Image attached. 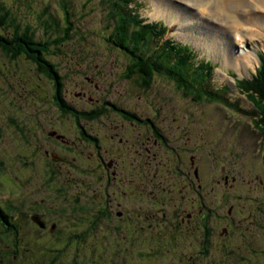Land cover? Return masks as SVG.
I'll return each instance as SVG.
<instances>
[{
    "label": "rangeland",
    "instance_id": "obj_1",
    "mask_svg": "<svg viewBox=\"0 0 264 264\" xmlns=\"http://www.w3.org/2000/svg\"><path fill=\"white\" fill-rule=\"evenodd\" d=\"M62 1L0 0V9L3 7L11 13L10 27L0 28V31L14 33L12 25L19 24L23 30L29 27L32 33H35L37 41L45 43L48 40H55L60 43L65 36L62 29L66 30L69 27L65 26ZM200 1L133 0L129 8L144 24L160 23L167 27L164 41L169 40L188 46L196 56V63L202 61L213 63L215 69L211 78V88L219 90L231 105L225 102L194 101L186 97L175 82L165 74H157L152 84L146 85L143 79L140 82L138 77L133 76L129 79L127 75L121 73L122 68H127L133 63V58L110 41V36L117 25L109 15L111 0H66L72 21L70 39L52 48L46 58L55 65L56 72L63 75V84L59 90L62 89L66 104L79 109L82 115L87 117L90 109L98 107L101 102L95 104L94 101L83 100L82 96L79 97L81 93L86 92L88 97L93 99L100 95L106 96V100H102L106 102L104 104L108 113L103 117V123H95L96 129L100 127L103 131H108L114 125L122 128V123H131L123 117L122 110L136 113L140 122L154 119L156 110L162 113L165 117L163 124L168 130L174 131L176 137L181 134L180 137L184 138L181 142L173 140L175 147L180 144L182 147L187 146L182 152L188 163L191 155L197 157L201 170L200 177L205 175L203 179H205L207 209L225 216L228 208L235 206L230 214V221H233V224L229 225V221L223 225H227L231 230L232 236L227 240L217 238L216 233H220L223 226L216 222L218 229H214V219L218 217L212 216V211L211 214L209 213L208 224L213 230L215 240L212 241L215 245L212 246L213 250H207L206 254L197 259L198 264L230 262L231 264H264V143L253 124L257 121V117L252 115L255 111L254 107L235 87L233 75L239 78L242 76L231 63L232 61L234 63L233 58H246L242 62L245 74L248 65L251 69L250 73H254L260 61L259 57L264 55V33H261L260 37L253 36L251 41L246 40L243 43L247 48L244 54L250 55H242L239 45L233 44L235 38L234 40L231 38L232 28L237 25L233 23L234 21L243 25L252 21L256 26L262 25L261 30L264 31V22L257 21V15L255 20H251V15H255L253 13L256 12L264 18V11L259 10L260 7L255 1L246 0V5L239 8L244 12L248 7L251 11L235 16L236 6L227 9L222 6L225 5L223 1L216 6L206 4L205 0ZM199 5H206L208 8ZM204 9H207V13H203ZM166 12L169 14L175 12L171 22L168 21L169 15H165ZM221 13L223 16L219 17ZM1 14L4 12L1 11ZM131 28L133 29L134 26ZM245 28H250L246 34L251 35L252 28L249 26ZM259 29H255V34H258ZM233 48L236 53L230 51ZM255 50L258 52L257 55L254 53ZM256 57L259 60H255ZM228 59L232 65L226 63L229 62ZM29 60L28 57L22 56L18 59H10L0 52V200L11 203L10 196L21 199L19 196L23 193L25 209L28 200L26 192L36 191L39 183L48 179L34 163L24 162V156H29L25 153L29 145L23 142L26 135L19 133L14 122L20 119L29 121L40 118L45 125L48 124L49 129L47 131L45 128L44 133L41 132L43 141H46L45 137L53 130L55 133L62 132V126L65 128V133L74 136L72 141L74 139L86 141L77 134L83 129V125L89 132L88 120L84 119L80 123L77 117L65 114L56 106L52 98L56 88L55 80L53 85L52 81L50 82L43 73H40L37 66ZM242 66L240 69L243 71ZM251 76L250 74L249 78ZM92 79L98 84L97 87L92 86ZM12 119L14 122L11 121ZM72 124L74 127L69 130ZM158 125L162 127L160 121ZM141 126L143 128L148 126L143 132H146L143 138L146 142L147 135L152 138L153 130L150 123ZM60 142L58 141L59 144ZM42 145L44 149H49L51 153L58 155L64 151L60 146V150L56 151L54 141ZM81 145L85 144L79 142L78 146ZM147 146L152 153L166 155L167 150L164 152L160 147ZM142 152L144 162L148 154L145 148ZM72 157L73 154L68 155L70 160L61 163L69 169H74V166L83 167L77 160L72 165ZM160 158L164 160V157L160 156ZM174 166L173 163L169 170L173 171ZM157 167H159L157 163L152 162L151 169L156 170ZM183 171L186 170L183 168ZM226 173L230 176L228 186L224 184ZM212 175H214L213 181ZM175 177L183 182L186 178L181 175ZM233 178L236 182H232ZM25 183L27 185H24ZM13 191L17 197L12 196ZM174 193L178 208L181 205L188 208V202L182 198L185 193L181 194L177 188ZM222 200H226V209L221 208L222 211L219 209L216 212L214 207L216 205L220 207ZM140 205L144 204L140 203ZM178 208H172L170 214L172 219L177 218ZM128 209L134 214L139 212L134 206ZM83 217L88 220H82ZM64 219L72 220L76 231L89 228L87 225L90 221L89 214L74 218L64 216L63 220L54 217L50 225L54 227V223H57L60 227V229L56 228L55 236L50 235L48 231L39 230L45 228L43 222H40L41 227L37 228L27 217L20 224L19 222L14 224L17 231L20 227V233L18 236L10 237L9 241L2 236L3 228L0 227V256L7 258L5 255L8 254L14 259L10 264H135L136 261L143 264H196L195 258L199 252L198 240L204 239V232L195 231L197 230L195 220L189 224L187 218L185 226L170 229V237L162 232L160 234L159 230L157 233H145L146 230L153 229L145 225H143L146 227L145 230L138 232L136 236L129 238L126 234L124 242L131 247L127 253L122 252V254L112 248L88 249L93 238H89L84 243L86 248L80 251H62L57 247L61 246L59 242L65 235L61 225ZM107 229L115 234L112 226H107ZM15 241L16 244L28 246L20 245L21 247H17L20 250L14 249L18 253H14L11 247ZM132 241L135 242L136 247ZM4 242H8V245L12 244L8 246ZM234 252L239 256H233ZM180 255H186V258ZM189 256L193 257V263ZM122 260L124 263H121Z\"/></svg>",
    "mask_w": 264,
    "mask_h": 264
},
{
    "label": "flooded vegetation",
    "instance_id": "obj_2",
    "mask_svg": "<svg viewBox=\"0 0 264 264\" xmlns=\"http://www.w3.org/2000/svg\"><path fill=\"white\" fill-rule=\"evenodd\" d=\"M57 73L58 75L55 77L56 88L54 87L55 91L52 95L54 103L65 114H70L74 118L77 117L78 122L81 123L84 119L88 120L89 132L84 129L83 125V129L79 130L77 134L86 141L76 139L72 141L74 136L71 137L65 133V128L62 126L61 134L58 131L55 133L53 130L45 137L46 141H43L41 132L44 133L45 128L47 131L49 129L48 124L45 125L40 118L38 120L24 121V119H20V121H16L17 125L15 126L19 133L26 135L23 142L29 145L25 149V153L30 157L24 156V162L34 163L48 179L39 183L36 191L26 192L28 197L26 209L23 193L19 196L21 199H12L11 204L17 209L16 219L24 214L26 217L23 219L28 217L31 223L33 219H36L45 224V228L40 229L33 223L39 230L48 231L50 235H55L52 228L48 229L54 217L63 220L64 216L74 218L90 214L88 229L76 228L78 229L76 231L72 220L65 221L64 219L61 224L65 235L59 242L61 246L57 248L62 251H80L86 248L84 243L89 238L94 240L90 241L92 243L89 244L88 249H117L123 245L126 234L131 238L138 235V232L145 230L146 227L143 225L153 227L151 230H146L145 233H157L159 230L160 234L162 232L170 237V229L185 226L188 218L189 224L195 220L197 225L195 231L204 232V239L198 240L200 254L204 255L207 250H213L212 246L215 244L212 240L215 238L213 230L210 228L211 225L208 224L209 213L211 214L212 210H208L205 205V179H203L205 175L200 177L201 170H199L200 166L195 155L189 157L188 163L185 154L182 152L187 146L182 147L180 144L177 148L175 147L173 140L181 142L184 139L180 137L181 134L176 137L174 131L168 130V127L163 124L165 117L158 110L155 111L154 119L149 117L153 121L147 119L146 122H140L136 113L122 110L123 117L130 120L131 123H122V128L114 125L108 131H103L100 127L96 129L95 123H103L102 119L108 113L104 104L106 102L102 100H106V96L100 95L93 99L88 97L86 92L79 95V97L82 96L83 100L94 101L95 104L101 102L98 107H92L90 114L86 117L81 114L79 109L66 104L62 89L59 90L63 84V75L59 74L58 71ZM121 73L127 75L129 79L135 76L139 78L140 82L142 81L141 74H134L130 68H122ZM46 78L50 82L52 81L51 83L54 85L53 80ZM92 83L93 87L98 86L94 79H92ZM159 121L162 127L158 125ZM149 123L153 130V139L147 135V140L144 142L143 138L146 132H143L148 129V126L145 129L141 124L149 125ZM73 127L72 124L69 130H72ZM50 141L55 142L56 151H59L60 147L64 151L58 155L51 153L49 149H44L42 144ZM58 141H61V144ZM79 142L85 145L78 146ZM147 145L160 147L164 152L167 150L166 155L152 153ZM143 148L148 154L144 162L142 161ZM70 154H73L72 165L77 160L83 167L74 166V169H69L64 166V163L61 162L70 160L68 158ZM160 156L164 157V160ZM152 162L159 166L156 170L151 169ZM173 163L175 168L173 167V171H171L169 168ZM183 168L186 170L185 172ZM176 175L186 177L184 182L175 177ZM232 182H236L235 178L232 179ZM224 184L226 186L230 184V176L227 173L224 177ZM175 188L181 194L185 193L182 198L188 202V208L184 205L178 208V204L175 202ZM12 196L17 197L14 191ZM222 201L220 207L216 205L218 209L214 207L216 212L221 208L226 209V200ZM140 203L144 205L141 206ZM132 206L138 208L137 214L128 209ZM172 208H178L176 219L170 217ZM234 209L235 206L233 205L228 208L226 218L222 213L212 211V216L218 217L214 219V229H218L216 222L222 226L224 223H228L230 214ZM54 224L60 229L57 223ZM232 224L233 221H230L229 225ZM107 226H112L115 234L107 229ZM216 236L221 240L230 239L231 230L227 225L223 226L222 231L216 233ZM16 245L18 247H21L20 245L28 246L27 244ZM232 255L239 256L235 252ZM181 257L185 259L186 255ZM189 257L192 262L193 257Z\"/></svg>",
    "mask_w": 264,
    "mask_h": 264
},
{
    "label": "trees",
    "instance_id": "obj_3",
    "mask_svg": "<svg viewBox=\"0 0 264 264\" xmlns=\"http://www.w3.org/2000/svg\"><path fill=\"white\" fill-rule=\"evenodd\" d=\"M132 4L133 0H111V4H109L110 18H113L117 24L110 36V41L132 56L133 63H130L127 68L132 69L134 74H141L143 83L146 85L152 84L156 74H165L167 78L175 82L186 97H190L194 101L225 102V104L231 105L219 93V90L211 88V78L215 69L213 63L205 61L196 63V56L188 46L173 43L169 40L164 41L167 27L160 23L144 24L141 20H138V16L134 14V11L130 10L129 7ZM62 7L64 9L65 26L69 27L66 30L62 29L65 36L60 40V43L55 40H48L45 43L37 41L35 40V33H32L29 27L23 30L19 24H13L14 33L8 34L0 31V52H3L10 59H18L21 56L28 57L29 61L37 66L40 73L51 80H55V77H57L55 65L46 58V55L51 53L52 48L58 47L70 39L69 32L72 27L71 12L67 7L66 0L62 1ZM1 11L4 14H1ZM10 16L11 13L5 8L0 9V28L10 27ZM132 26H134L133 29ZM260 59L261 65L255 76L242 80L237 79L236 76L234 78L237 90L244 94L255 109L252 115L257 117V121H254L253 124L258 129L264 143V55H261ZM222 93H224L223 90ZM14 125H17V123H14ZM16 212L14 208L10 209V206L0 203L2 236L10 238L18 236L20 233V227L17 225L19 230L16 231V225L14 224L18 222L20 224L25 216L20 215L16 219ZM82 220L88 219L83 217ZM16 241L11 247L14 253L17 252L14 250V246H17ZM132 242L136 247L135 242ZM4 243L8 245V242ZM130 248V245L124 242L117 250L121 253H127ZM0 257L3 258L4 256ZM123 261L121 263H124ZM135 264L143 263L136 261ZM228 264H231V262Z\"/></svg>",
    "mask_w": 264,
    "mask_h": 264
},
{
    "label": "bare ground",
    "instance_id": "obj_4",
    "mask_svg": "<svg viewBox=\"0 0 264 264\" xmlns=\"http://www.w3.org/2000/svg\"><path fill=\"white\" fill-rule=\"evenodd\" d=\"M192 1V0H191ZM201 1H204V0H201ZM200 1V2H201ZM210 1H212V0H205V2H206V4H214L215 6L216 5H220V2L221 1H223L224 2V4L225 5H223L222 4V6H225L227 9L228 8H230L231 6H236L237 8H235L236 9V14H235V16H237L238 14H244V13H246V12H248V11H251L248 7H246L247 9H246V11H242V9H240L239 7H241V6H244V5H246V0H214V2H210ZM217 1V2H216ZM251 1H255L256 2V4L260 7L259 8V10H263L264 11V0H251ZM251 5V4H250ZM199 6H201V7H203V8H208V7H206V5L205 6H203V5H199ZM239 8V9H238ZM255 8V7H254ZM204 11H207V9H204ZM202 12V11H201ZM221 12H222V9H221ZM172 14H169V12L167 13H165V15L166 14H168L169 15V18H167L168 19V21H170L171 22V20H172V18H173V14H175V12H171ZM253 14H255V15H251V20L252 19H254L255 20V16H256V20L257 21H261V22H264V18H262V16H259L258 15V12H256V13H253ZM164 15V16H165ZM167 15V16H168ZM200 15H202V14H200ZM248 15V14H247ZM154 17H156V15H153ZM203 16V15H202ZM223 15H222V13L220 14V16L219 17H222ZM242 19H245V18H243L242 17ZM249 20V19H248ZM196 23H197V21H196ZM233 23H237V25L235 24V28H232L233 29V36L231 37L233 40H234V36H235V34H236V32L238 31V30H241L240 29V26H244V27H246V26H249V27H251L252 28V30H251V35H247L246 34V32H249L250 31V28H248V29H246L245 28V31H243L242 32V30H241V37H240V42L238 43V42H236L235 40L233 41V44L235 43V45H239V50H240V52H241V54L242 55H247L248 53H245L244 54V52L247 50V48L243 45V43L246 41V40H248L249 39V41H251L252 40V37L253 36H258V37H260L259 35H262L261 33H264V31L263 30H261V28H263V26L262 25H260V26H256V25H254V22H250V24H245V25H243V23L241 24L240 22H238V21H234ZM241 24V25H240ZM174 25L175 24H173L172 25V27H174ZM254 26L256 27L255 29H257V28H260L259 29V32H258V34H255V29H254ZM179 27V26H178ZM236 31V32H235ZM251 39V40H250ZM246 45V44H245ZM230 46V45H229ZM234 51V53H236L235 52V49L233 48V49H231L230 51L233 53V51ZM255 55H257L258 54V52L255 50ZM254 53H251V54H254ZM248 55H250V54H248ZM249 57V56H248ZM259 60V58L258 57H256L255 58V60ZM229 60V62H226L227 64L228 63H230V59H228ZM233 60H234V63H233V61L230 63V65H232L234 68H236L237 69V71H239V73L241 74L240 76H244V75H247L248 74V69H249V65L247 66V74H245V67H243L242 66V62L244 61V60H246V58H243V57H240L239 59H236V58H233ZM256 62V61H255ZM258 62V61H257ZM240 66H242V68H243V71L240 69ZM10 198V200L12 201V197L10 196L9 197ZM0 203H2L3 205H7L8 204V206H10V209H15V210H17L10 202L8 203V202H6V201H1L0 200ZM24 215V214H23ZM33 221V223L34 224H36L38 227H41L40 226V222H38L36 219H33L32 220ZM53 229L54 230V232H55V230H56V226H49L48 227V229ZM15 229H16V227H15ZM17 231V230H16ZM58 233H59V231H58ZM64 236H62V238H63ZM6 238V240L7 241H9V237H5ZM17 247L18 246H14V249L15 250H19V249H17ZM26 250H28V249H26ZM16 253H18V252H16ZM7 258H2V257H0V264H7L8 262H9V264L10 263H12V261L14 260V259H11L10 258V256L8 255V254H6L5 255ZM200 256H202V254H200V252H198V254H197V256H196V258H195V262H196V264H198L197 263V261H196V259H198ZM193 263V262H192Z\"/></svg>",
    "mask_w": 264,
    "mask_h": 264
},
{
    "label": "water",
    "instance_id": "obj_5",
    "mask_svg": "<svg viewBox=\"0 0 264 264\" xmlns=\"http://www.w3.org/2000/svg\"><path fill=\"white\" fill-rule=\"evenodd\" d=\"M256 73V72H255Z\"/></svg>",
    "mask_w": 264,
    "mask_h": 264
}]
</instances>
